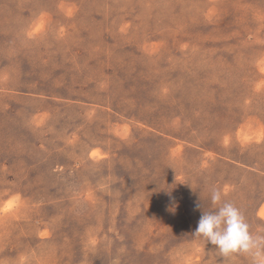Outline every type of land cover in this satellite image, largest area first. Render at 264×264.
<instances>
[{
	"label": "rangeland",
	"instance_id": "rangeland-1",
	"mask_svg": "<svg viewBox=\"0 0 264 264\" xmlns=\"http://www.w3.org/2000/svg\"><path fill=\"white\" fill-rule=\"evenodd\" d=\"M214 187L264 234V0H0V264H253Z\"/></svg>",
	"mask_w": 264,
	"mask_h": 264
},
{
	"label": "clouds",
	"instance_id": "clouds-1",
	"mask_svg": "<svg viewBox=\"0 0 264 264\" xmlns=\"http://www.w3.org/2000/svg\"><path fill=\"white\" fill-rule=\"evenodd\" d=\"M224 195V190L212 188L211 202L215 211H203L192 235L203 237L224 257L247 255L253 264H264V234L251 231L241 210L225 201Z\"/></svg>",
	"mask_w": 264,
	"mask_h": 264
}]
</instances>
